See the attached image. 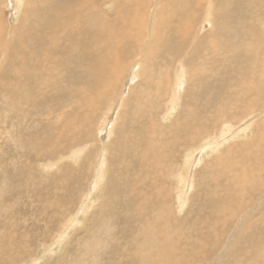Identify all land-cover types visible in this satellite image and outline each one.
<instances>
[{"label": "rangeland", "instance_id": "obj_1", "mask_svg": "<svg viewBox=\"0 0 264 264\" xmlns=\"http://www.w3.org/2000/svg\"><path fill=\"white\" fill-rule=\"evenodd\" d=\"M96 1L103 16L92 9ZM50 2L0 0V264L145 263L153 225L151 222L145 226L136 222L133 214L142 207L149 217L157 218L155 211L162 196L168 200L171 212L176 213L170 216L171 233L167 240L177 243L175 254L179 257L190 255L188 244L193 243L198 250L203 245L214 224L213 219L208 221V217L217 203L216 209L232 206L241 209L229 230L234 231L230 248L224 254L220 248L217 254L221 255L214 256L211 264L225 260L229 250L230 258L227 259L231 260L230 264L235 261L237 264H264V113L257 110L264 106V88L262 93L250 99L233 102L228 99L238 90V72L245 64L236 56L246 58L243 46L253 47L260 56L261 73L258 77L264 83V21L261 28H255L262 31V35H245L239 41H227L226 46H237L240 48L238 52L229 49L219 52L215 47L217 41H221L219 25L214 23L211 28L206 23L200 28L205 16H196L193 24L196 33L189 37L187 47L177 56L178 59L174 61L177 58L174 57L167 61L168 74L172 77L175 78L179 71V61L187 74L181 90V93L186 92L177 102L172 117L165 115V103L164 107L155 104L148 113L145 112L148 96L157 93L158 85L165 78L161 81L158 74L150 84L147 83L148 77L142 74L145 70L143 63H140L141 75L134 78L140 65L130 68L131 57L128 56L123 58L119 77L95 98L93 109L84 116L83 126L69 129V123L64 120L68 108L62 107L67 97H57L55 92H66L75 106L84 87L82 84L70 85L67 77L71 71L84 73V65H72L68 53L47 56L46 52V55L29 61L27 57L30 56L25 51L29 45L32 48L37 45V36L31 34L37 23L32 21ZM83 2L90 6L82 8L80 4L78 17L81 21H102L105 27L114 29L121 27L122 16L131 17L120 15L126 2L131 11L138 8V0H114V8L118 6L117 15L103 0ZM168 4L169 0L150 1L147 23L149 21V30L154 29L152 32L161 27L163 35H168L175 30L172 16H169L171 12L164 13ZM213 17L215 20V15L208 16V20L213 21ZM175 25H179V21ZM59 32L57 40L66 46L68 32ZM48 36L51 38L49 33ZM197 45H201L200 62L194 61L191 53ZM48 49L46 47V51ZM105 53H108L107 49ZM146 70L147 74L149 67ZM48 81H51V87L46 84ZM128 85L134 88L130 94ZM253 110L258 113L253 114L255 119L248 130L243 128L244 122L234 125L226 122L236 116L248 117ZM142 112L146 113L144 117ZM212 129L211 137L201 135ZM232 133L236 134L229 137ZM221 137L226 138L221 148L210 155L204 152L193 167L195 187L189 192L192 197L184 208L186 212L189 210L188 214H182L178 210L181 196L179 176L187 156ZM146 138H150L148 141L153 138L162 145L158 162L144 160L140 163L143 151L140 143ZM174 139L176 142L168 151L167 146ZM105 148H108L107 153ZM81 150L83 153L78 157ZM105 156L108 170L104 185L93 194V199L88 198L92 199L93 206L84 214L85 219L84 215L81 219L84 225L77 228L69 241L60 243L57 238L64 230V224L88 201V193ZM256 158L258 162L254 161ZM73 180L77 182L74 194L49 218L51 211L46 212L42 200L47 189L67 186ZM231 192H242L244 201L232 197ZM68 212L71 213L69 217L62 219ZM244 214H247L246 221L235 230ZM106 216H110L111 224L104 227ZM53 242L59 244L55 251H50V258L47 252ZM130 243L133 249L129 254L121 255ZM84 245L89 249L81 252ZM150 253L158 255V246Z\"/></svg>", "mask_w": 264, "mask_h": 264}, {"label": "bare ground", "instance_id": "obj_2", "mask_svg": "<svg viewBox=\"0 0 264 264\" xmlns=\"http://www.w3.org/2000/svg\"><path fill=\"white\" fill-rule=\"evenodd\" d=\"M17 1L19 0H16V2ZM113 1L114 0H103V3L105 2V4H110L111 8L114 9V11L112 12H114V14L117 13L118 15V6L114 8ZM150 1L138 0V8H135V10L133 11L129 9L130 5L128 4V2H126V4L120 9V15H130L131 17L127 18L122 16L120 21L121 27L118 29L107 28L103 25L102 21H81L78 17V8L80 7V4L82 8L90 6L89 3L84 5L83 0H51L49 5L42 13L34 16L32 23L36 22L37 28L34 27L31 31V34L37 36L38 42L35 47L32 48V45H29L25 49L26 53H28V55L30 56L27 57V60L32 61L33 58H40L46 55V52L47 56L51 54L57 55L68 53L71 56L72 65H84L85 67L84 73L71 71L69 72V75L67 77L70 81V85L82 84L84 87L82 96L75 106L73 105V99L69 97L66 92L60 91L59 94L55 92V96L57 97L59 95L67 97V100L62 104V107L68 108V112L64 120L69 123V129H73L78 125L83 126L82 124L85 121L83 120L84 116L89 110L93 109V102L95 98L106 91L107 88H109V86L113 84L115 79L119 77L123 58H127L128 56L131 57L130 68L140 65L139 71L133 75L134 78L141 75L142 67L140 63H143V67L145 70L146 67H149V71L147 74V70L142 71L143 76L148 77L147 83L150 84V82L154 80L158 74L161 81L164 78L166 81H162V83L158 85L157 93H155L157 94L156 98L154 97L155 94L148 96L147 103L145 104V112L148 113L150 109L155 106V104L163 105V103H165L166 111L165 109L163 111L166 112L165 115L168 116L170 114L169 117H172V113L177 108V102L179 103V100H181V96L186 92L185 91L184 93H181V90L186 83L187 74H184L185 68L182 65V62L179 61L177 62L179 71L176 73L175 78L174 76L172 77L168 74L169 66L167 61H169L170 58L180 56L183 50L187 47L189 37H191L193 33H196L193 24H195L196 16L199 14L205 16L204 22L201 24V26H199L200 28H202L206 23H209L211 28L214 27V23H217L219 25V35L221 36L222 43L221 41H217V43L215 44V47H218L219 52L220 50L224 51L227 49H229L230 51L236 50V52L240 50V48L237 46H226L227 41H229L230 39L236 42L239 41L240 38L243 39L245 35H247L248 37H257L258 34L262 35V31L259 32V29L255 28H261L262 21H264V0H169L168 6L164 7V13L167 15L169 12H171V15L169 16H172V26L175 28V30H172V32L168 35H163V33L161 32V27L156 32H152L154 29L149 30V21L147 23V14L150 8ZM99 8L100 4L98 1L92 4V9L94 10V12L98 15L100 14V16H103V13L99 12ZM211 15H215L216 19L214 20L213 17V21L211 19L208 20V16ZM173 19H175V21H173ZM176 21H179V25H175ZM249 28L254 29L251 30ZM62 30H67L68 32V35L65 37V40L67 42L66 46H63L57 40V35L60 33L59 31ZM253 30L255 31V34L253 33ZM247 31L250 33H247ZM48 33L51 35V38H49ZM262 37L264 38L263 35ZM25 39L27 40L28 37L26 36ZM259 41H261V38ZM46 47H49L47 51ZM261 48H263V45H261ZM106 49L108 50L107 54L105 53ZM200 50L201 45H197L196 49L191 51V53H193L192 58L194 59V61H201L202 58ZM242 50H244V52L246 53V58L238 56H236V58L239 60H243V63L245 65L238 72V76L240 77L238 79L237 85L238 90L235 92V94L231 93L229 95V102L250 99L252 97L258 96L263 92L264 83L261 82L260 77H258V75H260L258 73H261L259 60L260 56L258 55L257 51L251 46H243ZM133 58H137V61H133ZM176 59H178V57L174 58V61ZM34 69L38 70L35 67ZM46 84H48V87H51L52 85L51 81H48ZM137 85L138 83L136 84V86ZM128 86V92L130 94V92L134 88L130 87V85ZM19 93L20 91L18 92V95ZM257 110H259L258 112L260 113H264V106H261V108H258ZM158 111H160L159 106ZM145 112H142L141 116L144 117L146 115ZM258 112L254 111L250 113L251 115L248 117L246 116L239 118V116H236L231 120H226V122H231V124H240L244 122L243 128L248 130L249 127L252 128L255 119V115L253 114H256ZM249 117L250 119H248ZM122 120L126 125L127 121L124 119V117L122 118ZM151 122L154 124L152 118ZM222 125L223 123L221 124V126ZM188 126L189 124L184 127L183 130H186ZM229 128L233 129L232 126H229ZM214 129H216V127ZM214 129L209 132L202 133L201 135L205 134L204 137L206 138L211 137L213 135V133L211 132H214ZM235 134L236 133H232L229 135V137H232ZM223 137H221L214 143L205 144V146L202 147L203 149H200V151H197V153H192L187 156L185 166L182 169V173L180 172L179 176L181 177L179 179L181 196L178 199L180 207H178V210L182 212V214H188L189 210L186 212L184 208L190 202L192 197V194L190 195L189 192L191 190H194L195 187V175L192 171L193 167L198 163V161H200L201 155H203L204 152L205 155H207L209 153L218 151L221 148L222 143H224V141L226 140V138ZM148 140H150V138H146L144 141L142 140L143 142L140 143L141 147L143 148L140 156V163L144 160H149L150 162L155 163L158 162L161 158L160 147L162 145L156 142L153 138L151 141ZM174 142H176V139L172 140L168 144V151L173 148ZM105 151L107 153L108 148H105ZM82 153V150L79 151L78 157ZM75 158H77V156H75ZM254 161L258 162L257 158ZM252 165L253 164H251V166ZM56 166L58 167V163H56ZM107 167L108 160L105 156L101 161V164L97 171L96 179L94 180L93 186L90 188L87 199H93V194L102 189L108 170ZM245 179L247 180L246 177ZM235 180L238 179L236 178ZM76 183L77 182L73 180L71 181V184L67 183V186H65V184L63 187H57V189L54 190L47 189V192L44 195L45 198L43 197L42 200L46 204V212L51 211L50 214L48 212V214L50 215L49 218H52L57 209L61 205L66 203V201L74 194V191L76 190ZM237 186L239 187V185ZM244 194H242V192L230 193L232 197L237 196L240 201H244ZM41 196H43V194H41ZM232 197H229L231 198L230 200L234 199ZM92 199H88V204L87 202H84V204H82L74 217H69V215L71 214L69 212L62 217V219H64V217L65 219L69 217V219L64 224V230L57 238V240L59 239L58 241H60V243L69 241L71 237L74 236L77 228L81 225H84L81 219L83 218V215L85 213H89V210L92 208ZM167 201L168 200L162 196V201L159 204V208L155 211V214H157V218L149 217L148 213L146 214L142 207H138L134 211L133 217L136 222L144 226L145 223L151 222V226L153 225L152 231L150 233L152 235V238L146 246L148 254L147 256H145V263L142 264H211L212 262H210V260L214 256L217 257L218 255L224 254L228 251L234 233V231L229 230L234 225L237 219V213L240 212L241 208L232 206L216 209V203L212 214L208 217V221H210V219H213L214 224L213 227L209 230V233H211L207 238L204 239L203 245L198 250V247L193 243H191L190 245L188 244L190 255L182 254V256L180 255L179 257V255L175 254L177 243L168 241L171 233L169 230L170 216L176 213L171 212V207L167 205ZM246 217L247 214L241 216L238 223L239 225L237 228H235V230L239 229L241 224L246 221ZM172 219L175 220L174 217ZM110 224V216H106L103 226L107 227ZM58 244L59 243L57 242H53L51 244L49 251L47 252L48 257L51 256L52 251H55V249L58 248ZM120 246L122 247V244ZM155 246H158V255H153L150 253L153 251V248ZM220 248L221 254H217ZM88 249L89 247L84 245L81 252H86ZM132 249L133 244L130 243V245L124 251H121V255L129 254ZM137 250L138 249L136 248L135 256L137 254ZM230 253L231 251L229 250L226 259L221 261L219 264H230L231 260L227 259L230 256ZM75 264L79 263L76 262ZM82 264L87 263L86 261H83ZM93 264H97V262L94 261ZM132 264L136 263L133 262ZM234 264H237V262L235 261Z\"/></svg>", "mask_w": 264, "mask_h": 264}]
</instances>
